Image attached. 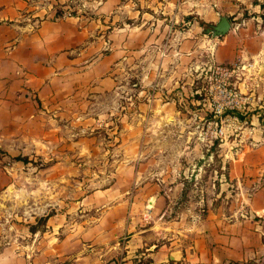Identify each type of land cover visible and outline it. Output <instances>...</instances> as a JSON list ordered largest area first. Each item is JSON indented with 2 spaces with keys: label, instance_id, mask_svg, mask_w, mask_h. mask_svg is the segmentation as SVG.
Segmentation results:
<instances>
[{
  "label": "crops",
  "instance_id": "crops-1",
  "mask_svg": "<svg viewBox=\"0 0 264 264\" xmlns=\"http://www.w3.org/2000/svg\"><path fill=\"white\" fill-rule=\"evenodd\" d=\"M252 1L87 0L85 16L54 20L50 8L42 17L36 0H0V150L16 135H33L21 127L37 123L42 107L68 106L75 94L89 105L88 99L109 91L111 106L117 104L116 95L125 89V74L118 71L124 60L129 61L125 72L135 78L131 92L148 93L140 99L147 115L187 123L202 114L198 107L185 112L181 99L186 79L208 62L230 63L242 47L245 57L261 61L249 104L263 107L264 18ZM241 7L254 14L236 29L232 21ZM217 13L228 17L229 31L216 39L201 35L199 26L214 23ZM189 16L193 19L187 28H170ZM80 82L87 86H75ZM237 83L244 90V83ZM172 86L181 89L169 94ZM149 136L132 135L118 154L130 160L115 163L109 184L85 196V201L100 197L98 208L112 204L119 211L118 230L110 233L114 239L99 225L86 237L85 264L263 262L264 138L255 147L230 152L227 172L235 189L214 204V198L189 191L186 201L181 200L188 174L199 171L194 160L203 155L194 147L195 135H154L159 144L148 146ZM7 172L0 165V191L9 183ZM201 202L205 208H197ZM12 245L0 243V264H31L20 244ZM32 264L42 263L35 257Z\"/></svg>",
  "mask_w": 264,
  "mask_h": 264
},
{
  "label": "rangeland",
  "instance_id": "rangeland-1",
  "mask_svg": "<svg viewBox=\"0 0 264 264\" xmlns=\"http://www.w3.org/2000/svg\"><path fill=\"white\" fill-rule=\"evenodd\" d=\"M86 1L36 0V4L43 10V18L50 8L51 18L57 20L85 16ZM239 12L232 21L236 29L254 14L243 7ZM259 16L264 18V7H260ZM192 19L189 16L170 28H187ZM242 50L236 48L239 54L230 63L212 61L196 67L198 71L186 79L181 100L185 112H192L195 107L201 111V118L195 121L166 123V119L147 115L149 111L140 103L141 98L148 97L147 91L137 96L129 89L135 78L131 79L125 72L129 69L128 60L118 69L125 74L121 81L125 89L116 95L114 106L110 92L105 91L100 98L88 99L92 103L89 105L81 94H75L68 106L42 107L37 123L21 127L33 135H16L15 140L7 141L8 150H0V165L8 168L9 176V183L0 191V243L14 247L20 244L31 264L35 257L42 264L50 260L54 264L71 261L85 264V239L92 229L99 225V230L106 231L112 240L110 233L118 230L119 222L115 219L119 211L114 205L98 208L100 197L85 201V196L109 184L115 174V163L130 160L118 154L123 153L120 148L128 147L132 135H150L148 146L159 144L154 135H195L194 147L203 155L194 160L199 171L188 174L181 200L186 201V191L202 198L212 197L214 204L222 197H229L226 195L235 189L227 172L228 161L233 156L230 152L235 153L243 145L255 147L264 138V106L249 104L252 92L258 88L252 79H258L261 74V61L245 57ZM239 81L244 83V90L238 87ZM75 86L85 87L87 83ZM180 89L172 86L169 94ZM136 111L141 115H136ZM50 116L56 119L50 121ZM196 206L205 208V203Z\"/></svg>",
  "mask_w": 264,
  "mask_h": 264
},
{
  "label": "water",
  "instance_id": "water-1",
  "mask_svg": "<svg viewBox=\"0 0 264 264\" xmlns=\"http://www.w3.org/2000/svg\"><path fill=\"white\" fill-rule=\"evenodd\" d=\"M231 28V22L228 17L217 13V20L214 23H206L201 31L211 38H219L225 35Z\"/></svg>",
  "mask_w": 264,
  "mask_h": 264
},
{
  "label": "trees",
  "instance_id": "trees-1",
  "mask_svg": "<svg viewBox=\"0 0 264 264\" xmlns=\"http://www.w3.org/2000/svg\"><path fill=\"white\" fill-rule=\"evenodd\" d=\"M253 4H258L260 7H264V1L254 0Z\"/></svg>",
  "mask_w": 264,
  "mask_h": 264
},
{
  "label": "built area",
  "instance_id": "built-area-1",
  "mask_svg": "<svg viewBox=\"0 0 264 264\" xmlns=\"http://www.w3.org/2000/svg\"><path fill=\"white\" fill-rule=\"evenodd\" d=\"M241 111V109H239ZM245 117V116H244ZM234 118H237L236 116H234ZM246 118V117H245ZM244 119V118H243ZM245 120V119H244ZM244 264H249V263H244ZM256 264H264V261L261 263H256Z\"/></svg>",
  "mask_w": 264,
  "mask_h": 264
}]
</instances>
